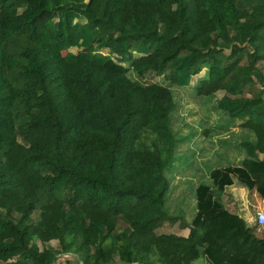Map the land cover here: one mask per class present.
Returning a JSON list of instances; mask_svg holds the SVG:
<instances>
[{"label":"trees","instance_id":"obj_1","mask_svg":"<svg viewBox=\"0 0 264 264\" xmlns=\"http://www.w3.org/2000/svg\"><path fill=\"white\" fill-rule=\"evenodd\" d=\"M261 61L264 0H0V264H264L260 227L221 200L236 184L264 201ZM202 68L196 93L223 91L255 141L185 224L163 210L173 97L145 80ZM174 223L186 236L158 233Z\"/></svg>","mask_w":264,"mask_h":264},{"label":"rangeland","instance_id":"obj_2","mask_svg":"<svg viewBox=\"0 0 264 264\" xmlns=\"http://www.w3.org/2000/svg\"><path fill=\"white\" fill-rule=\"evenodd\" d=\"M82 1L83 4L87 2V0ZM71 52L75 53L77 49L72 48ZM256 66L264 75V61L258 62ZM206 75L207 70L202 68L192 78L190 85L184 88L172 86L151 73L146 75L145 80L148 83H158L168 87L173 97L174 109L170 114L169 124L175 143L173 163L163 171L169 182L163 210L168 216L180 218L185 224H190L196 214V188L199 185L213 188L210 172L218 168L239 166L247 157L243 144L255 141L253 133L241 126L242 120L231 119L218 109L217 105L224 95L223 91L211 95L196 93L197 84ZM129 77L135 79L133 74H129ZM248 93L250 95V92H247L244 96L248 97ZM235 192L239 193L237 187ZM235 192L233 190L221 195L226 207L233 203ZM246 198V195L243 196V201ZM36 216L37 213L34 218ZM187 232L186 229L180 230L178 223L165 224L160 231L158 230V233H176L184 236ZM50 245L57 248L55 241ZM67 257L69 254L60 255L58 261L65 262ZM69 260L75 264L80 262L79 258L73 255ZM113 264L121 263L115 260ZM195 264H203V261H197Z\"/></svg>","mask_w":264,"mask_h":264},{"label":"crops","instance_id":"obj_3","mask_svg":"<svg viewBox=\"0 0 264 264\" xmlns=\"http://www.w3.org/2000/svg\"><path fill=\"white\" fill-rule=\"evenodd\" d=\"M254 142V141H253ZM236 187L239 189V193L235 192ZM226 192L229 193V191H233L234 190V199H233V203H231L228 206H231L230 208H227L230 212L232 213H236L237 215H239V217H241L248 226H253L255 224L254 222V217L255 214L257 212V210H264V201L260 200L256 195H252L249 194L245 188L238 186L236 184L226 188ZM247 196L246 200L243 201V196ZM249 197V198H248ZM260 202V204L258 203ZM225 205V204H224ZM188 224V223H187ZM264 227V226H263ZM261 227L260 229H258L256 231V233L258 234V236H262L264 237V228ZM53 246V245H52ZM72 255L69 254V257H71ZM69 257L66 258V260L63 263L65 264H75L74 262H70ZM75 257V256H74ZM81 262H79L80 264ZM137 264V263H134ZM206 264V263H203Z\"/></svg>","mask_w":264,"mask_h":264},{"label":"built area","instance_id":"obj_4","mask_svg":"<svg viewBox=\"0 0 264 264\" xmlns=\"http://www.w3.org/2000/svg\"><path fill=\"white\" fill-rule=\"evenodd\" d=\"M254 222L259 227L264 226V210H257L255 217H254ZM56 264H65V263L58 261Z\"/></svg>","mask_w":264,"mask_h":264}]
</instances>
